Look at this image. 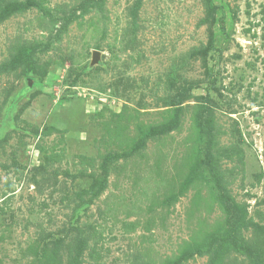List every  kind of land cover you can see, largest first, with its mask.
<instances>
[{
    "label": "rangeland",
    "instance_id": "obj_1",
    "mask_svg": "<svg viewBox=\"0 0 264 264\" xmlns=\"http://www.w3.org/2000/svg\"><path fill=\"white\" fill-rule=\"evenodd\" d=\"M0 264H264V0H0Z\"/></svg>",
    "mask_w": 264,
    "mask_h": 264
},
{
    "label": "water",
    "instance_id": "obj_2",
    "mask_svg": "<svg viewBox=\"0 0 264 264\" xmlns=\"http://www.w3.org/2000/svg\"><path fill=\"white\" fill-rule=\"evenodd\" d=\"M95 58H96V56H95Z\"/></svg>",
    "mask_w": 264,
    "mask_h": 264
}]
</instances>
